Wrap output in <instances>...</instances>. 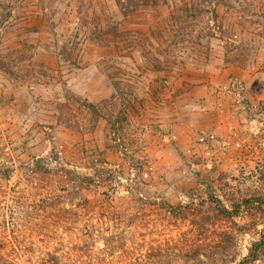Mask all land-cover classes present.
Returning a JSON list of instances; mask_svg holds the SVG:
<instances>
[{
    "label": "rangeland",
    "instance_id": "1",
    "mask_svg": "<svg viewBox=\"0 0 264 264\" xmlns=\"http://www.w3.org/2000/svg\"><path fill=\"white\" fill-rule=\"evenodd\" d=\"M262 203L264 0H0V264H237Z\"/></svg>",
    "mask_w": 264,
    "mask_h": 264
},
{
    "label": "trees",
    "instance_id": "2",
    "mask_svg": "<svg viewBox=\"0 0 264 264\" xmlns=\"http://www.w3.org/2000/svg\"><path fill=\"white\" fill-rule=\"evenodd\" d=\"M191 9L194 12L195 7L193 3H191ZM172 12L175 15L174 18L181 19L183 17V13H186L187 11H184L181 7V8H176V11L172 10ZM78 177L80 178V176ZM243 201L247 206L252 204V202L249 199H245ZM260 203L261 202H259L258 204ZM240 207H241L240 204H236L232 211H228L224 207V205L221 204L219 205V211L222 214L231 215L232 213H237ZM263 259H264V228L260 231L259 236L251 242L250 246L247 248L246 254L240 259V261L237 264H256L257 261H261Z\"/></svg>",
    "mask_w": 264,
    "mask_h": 264
}]
</instances>
